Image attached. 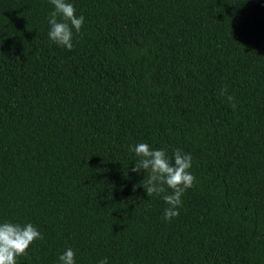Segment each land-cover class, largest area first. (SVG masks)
<instances>
[{
  "label": "trees",
  "instance_id": "16d2710c",
  "mask_svg": "<svg viewBox=\"0 0 264 264\" xmlns=\"http://www.w3.org/2000/svg\"><path fill=\"white\" fill-rule=\"evenodd\" d=\"M66 2L71 50L50 0H0V222L43 235L18 264H264V0ZM138 143L192 156L170 221Z\"/></svg>",
  "mask_w": 264,
  "mask_h": 264
},
{
  "label": "clouds",
  "instance_id": "9594fccd",
  "mask_svg": "<svg viewBox=\"0 0 264 264\" xmlns=\"http://www.w3.org/2000/svg\"><path fill=\"white\" fill-rule=\"evenodd\" d=\"M54 10L48 15V38L68 50L73 48V30L80 33L84 24V16L76 15L75 7L66 0H50ZM57 17H60L58 20ZM218 95L224 96L235 107L234 97L227 93L226 86L219 89ZM139 159L134 163L131 171L139 173L144 170L147 178L140 182L147 196L162 194V199L168 205L164 210L163 218L170 221L179 215L182 205L181 197L184 192L192 188L196 177L191 173L192 156L182 149H175L172 158L164 149H153L147 143H138L130 148ZM171 193L166 192V188ZM134 188L136 185L133 186ZM42 240L43 235L32 223L0 222V264H18L17 257L27 255V249L36 240ZM76 253L67 248L59 255V264H76ZM98 264H108L107 258L98 261Z\"/></svg>",
  "mask_w": 264,
  "mask_h": 264
}]
</instances>
